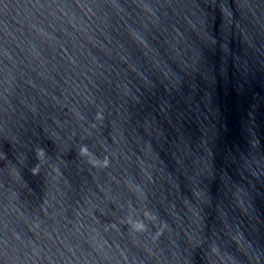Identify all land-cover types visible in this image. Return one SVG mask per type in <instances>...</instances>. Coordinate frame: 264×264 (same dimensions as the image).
Returning a JSON list of instances; mask_svg holds the SVG:
<instances>
[{"label":"clouds","instance_id":"clouds-1","mask_svg":"<svg viewBox=\"0 0 264 264\" xmlns=\"http://www.w3.org/2000/svg\"><path fill=\"white\" fill-rule=\"evenodd\" d=\"M97 120H102L103 115L101 113H97L96 115ZM79 155L83 157H89V162L94 166V167H107L109 165V160L105 158L104 160H98V159H93L91 158V154L89 153V149L87 145H82L79 149ZM36 156L39 161H43L45 159L46 153L43 149H38L36 151ZM32 174L33 175H38L39 174V167H34L32 169ZM130 227L136 231V232H143L146 229V226L143 222L141 221H130ZM159 235V233H157Z\"/></svg>","mask_w":264,"mask_h":264}]
</instances>
